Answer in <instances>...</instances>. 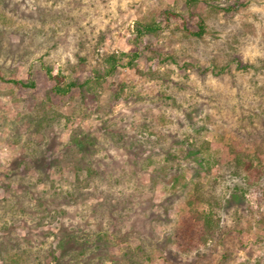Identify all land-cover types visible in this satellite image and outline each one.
Wrapping results in <instances>:
<instances>
[{
  "label": "trees",
  "instance_id": "16d2710c",
  "mask_svg": "<svg viewBox=\"0 0 264 264\" xmlns=\"http://www.w3.org/2000/svg\"><path fill=\"white\" fill-rule=\"evenodd\" d=\"M248 1L184 0V10L190 20L197 18L196 29L187 26L190 22L182 9L178 10V4L162 6L157 11L166 21L182 16L186 30L201 38L206 29L202 10H220L224 16L232 17ZM164 28V22L158 18L136 20L130 51L109 54L105 63L94 68V73L81 82L78 68L69 79L67 74L54 72L49 67L47 73L55 80L53 93L64 97L72 93L73 99H85L87 93L97 95L103 81L118 71L122 58L128 57L129 65H137L135 60L142 55L145 37L157 35ZM148 48L153 55H163L157 46L148 44ZM86 59L79 55L81 67H85ZM232 62L244 72H250L253 67L264 69V61L259 66L234 57L226 66L214 62L204 72L209 69L223 78L226 67L232 70ZM152 77L161 75L153 71ZM13 81L17 85H35L31 80ZM119 86L117 100L125 93L124 85ZM262 89L259 98L251 95V107L245 108L240 100L231 107L239 126L231 128L230 136L224 130L228 121L223 119V122L221 118L219 124L215 120L224 105L228 107V100L209 96L192 111L180 108L183 116L172 115L171 120L164 107L165 99L172 97L176 102L177 97L167 94V88H159L157 103L144 108L135 126L131 118L135 120L138 109L128 115V124H116L113 120L116 116L107 117L100 135L77 128L63 146L51 136L59 115L41 105L25 114L22 122H11L16 135L14 141H19L24 128L28 130L27 140L31 145L23 155H32L30 167L37 170L31 172L29 165H24L25 175L14 183V188L7 189L10 196L0 198V217L10 214L16 219L17 214L34 213L38 207L41 223L45 217L50 218L46 223L59 219L55 232L58 241L57 247L51 244L44 248L42 240L31 244L25 236L15 235L13 223L6 221L0 229L3 235L0 259L4 264H156L154 256L160 252L163 264H264V253L247 249L240 239L245 217L249 229L254 223L262 228L263 235L257 243H264L261 209L264 205V127L256 132H247L244 128L264 124ZM83 102H79V109ZM212 107L217 108L216 112ZM167 119L176 122L175 128L167 125ZM212 121L218 124L215 141L203 136ZM129 125L134 127L133 131ZM48 150L51 155L46 154ZM142 172L149 175L148 181L139 180ZM39 185L44 186L34 190ZM159 188L163 189L164 196L157 201ZM186 190L189 196L185 207L174 220L170 214ZM248 193L255 195L260 206L251 203ZM30 194L35 196L36 206ZM237 202L244 204L243 213L236 210ZM231 208L235 209L229 223L224 218L231 214ZM65 218L70 221L65 222ZM154 222L169 227L161 237ZM131 238L138 240L135 246L131 245ZM114 245H121L118 253L111 252ZM243 249L244 257L238 254ZM217 252L220 255L215 258Z\"/></svg>",
  "mask_w": 264,
  "mask_h": 264
},
{
  "label": "rangeland",
  "instance_id": "374dc122",
  "mask_svg": "<svg viewBox=\"0 0 264 264\" xmlns=\"http://www.w3.org/2000/svg\"><path fill=\"white\" fill-rule=\"evenodd\" d=\"M176 4L178 10L182 9L186 14L184 0H0V198L10 196L7 189L14 188V183L25 175L24 165H29L31 172L37 170L30 167L32 155H23L31 145L27 140L28 130L24 128L19 141H14L16 135L11 122H22L21 118L36 110L38 105L59 115L51 136L62 142L63 146L77 128L90 129L100 135L107 117L116 116L113 119L116 124H128V115L138 109L134 113L135 120L131 118L135 126L136 120L142 118L144 108L157 103L159 88H167V94L177 97L176 102L172 97L165 99L164 107L171 120L172 115L183 116L180 108L192 111L209 96L228 100V107L224 105L215 120L219 124L221 118L223 122L225 119L228 121L224 130L226 136H230L231 128L239 126L237 114L231 111V107L238 100L245 104V108L251 107V95L260 97L258 93L263 92L264 88V69L255 70L253 67L250 72H244L232 62V70L228 71L229 67H226L223 78L209 69L204 72V69L212 67L214 62L226 66L234 57L261 66L264 61V0H249L232 17L224 16L220 10L205 8L201 12L205 17L206 29L201 38L186 30L182 16L166 21L158 14L160 7ZM186 17L190 22L187 26L196 29L197 18L190 20L188 14ZM151 18L162 20L165 28L157 35L145 37L142 55L135 60L137 65H129L128 57H123L118 71L103 81L97 95L87 93L85 99H73L72 93L65 97L53 93L55 80L47 73L49 67L54 72L67 74L69 79L74 77V70L78 68V80L81 82L94 73V68L105 63L109 54L120 55L130 51L134 22ZM148 44L157 46L163 55H153ZM79 55L87 58L85 67L80 66ZM153 71H158L161 77L153 79ZM15 79L31 80L35 85H17L13 81ZM121 84L125 93L117 100L115 94ZM82 100L85 103L79 109ZM212 110L216 112L217 108L212 107ZM171 120L167 119V125L175 128L176 122ZM217 125L216 121L210 122L203 136L215 141L218 137ZM256 127L246 125L244 128L247 132H256L264 124L257 123ZM129 129L133 131L134 127L129 125ZM49 151L46 154L51 155ZM139 180L148 181L149 175L142 172ZM43 186L39 185L34 190ZM186 193L187 190L170 214L174 220L185 207L189 196ZM247 195L255 207L260 206L253 193ZM163 196V189L159 188L155 200L159 201ZM30 197L33 198V206H36L35 196L30 194ZM235 208L238 213H243L244 204L238 203ZM235 208H231V214L224 218L226 222L232 221ZM261 209L264 212V205ZM40 214L38 207L34 213L17 214L16 219L6 214L0 217V229L6 221L12 222L11 228L20 238L25 236L33 244L42 240L45 242L44 248L51 244L57 247L55 232L59 219L46 223L50 218L45 217L41 223ZM104 220L107 221V216ZM64 221L70 219L65 218ZM247 223L243 217L245 229L240 239L247 249L264 253V243H257L259 236L263 235L262 228L254 223L249 229ZM154 226L160 237L169 228L156 222ZM1 234L0 231V237H3ZM129 241L135 246L138 240L131 238ZM120 247L114 245L111 252L118 253ZM238 254L244 257L245 250L238 251ZM219 255V252L214 253L215 258ZM154 258L156 264H163L160 252ZM0 264H4L1 259Z\"/></svg>",
  "mask_w": 264,
  "mask_h": 264
}]
</instances>
